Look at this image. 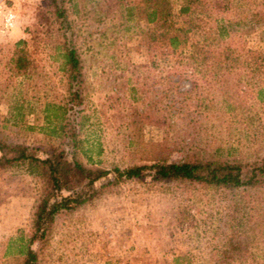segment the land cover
<instances>
[{"label": "rangeland", "instance_id": "374dc122", "mask_svg": "<svg viewBox=\"0 0 264 264\" xmlns=\"http://www.w3.org/2000/svg\"><path fill=\"white\" fill-rule=\"evenodd\" d=\"M8 6L22 22L13 32L0 19L1 142L40 158L58 147L67 159L105 170L202 158L250 162L264 152V95L256 96L258 88L264 94L263 62L239 60L220 78L203 75L189 94L190 79L168 73L208 39L212 21L173 19L185 40L175 55H164L139 17L138 0H64L80 67L72 103L49 1L8 0ZM209 11L226 26L225 44L264 53V0H229L221 15ZM19 39L26 41L28 65L17 75L11 57ZM62 110L70 130L45 136ZM111 177L94 184L86 203L56 215L47 237L34 239L35 264H264V184L205 189L148 177L106 184ZM39 188L25 167L0 170V264H14L18 243L30 238Z\"/></svg>", "mask_w": 264, "mask_h": 264}, {"label": "trees", "instance_id": "16d2710c", "mask_svg": "<svg viewBox=\"0 0 264 264\" xmlns=\"http://www.w3.org/2000/svg\"><path fill=\"white\" fill-rule=\"evenodd\" d=\"M48 1L53 9L54 18L59 20L60 28L55 30L59 41L55 49L60 57L65 93L68 101L73 103L79 98V59L68 37L70 33L67 35L70 28L65 21V9L60 6L64 0ZM138 2L143 6L139 17L152 26L151 41L164 48V55H175L177 47L185 40L186 30L175 28L173 19L187 17L189 21L194 20L202 24H205V19L212 21L213 35L209 34L201 47L189 50L182 60L179 59L178 67L172 65L168 69V73L176 77L186 76L190 79V88L186 94L198 88L197 81L203 75L209 74L212 78H220L221 73L229 72L231 66L239 60L240 62L248 60L255 65L264 63V53L249 50L240 53L233 43H224L223 36L227 35L226 26L221 23V17L213 16L209 10L214 11V15H221L227 10L229 0H138ZM173 2L176 7H173ZM48 34L52 35V32L48 31L46 35ZM25 46L26 41L23 39L14 44L11 63L17 75L22 74L28 65ZM260 68L262 67L255 69ZM249 71L254 72L252 68ZM263 95L261 88H258L257 98L260 100ZM45 111L47 112V109ZM64 112L62 110L60 115L53 114L56 124L49 131L43 129L45 136L58 135L65 128H68L67 131L70 130V125H65L61 121ZM44 120L50 122L47 113ZM86 161L91 162L90 157H86ZM12 167H25L40 181L39 199L30 217L31 236L25 242L18 243L15 251L18 257L14 264H35L36 255L30 249L34 239L47 237L56 215L61 211H73L86 203L94 194V184L110 175L112 179L106 182L109 185L145 177L155 181L194 183L205 189H254L264 184V152L250 162L202 158L178 162L156 161L148 165H130L122 169L113 166L111 170H105L94 164H83L72 157L67 159L64 151L58 147L50 146L40 158L26 146L8 145L0 141V170ZM81 190L89 194L85 197L77 196L76 191Z\"/></svg>", "mask_w": 264, "mask_h": 264}, {"label": "clouds", "instance_id": "9594fccd", "mask_svg": "<svg viewBox=\"0 0 264 264\" xmlns=\"http://www.w3.org/2000/svg\"><path fill=\"white\" fill-rule=\"evenodd\" d=\"M0 19L5 27L13 32L21 31L22 17L8 6V0H0Z\"/></svg>", "mask_w": 264, "mask_h": 264}, {"label": "built area", "instance_id": "2783aa9c", "mask_svg": "<svg viewBox=\"0 0 264 264\" xmlns=\"http://www.w3.org/2000/svg\"><path fill=\"white\" fill-rule=\"evenodd\" d=\"M2 26H3V28H4V29H6V27H5V25H4V22H3V20H2Z\"/></svg>", "mask_w": 264, "mask_h": 264}]
</instances>
